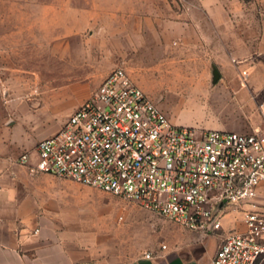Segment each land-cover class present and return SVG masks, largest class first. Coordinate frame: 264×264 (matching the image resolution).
I'll return each mask as SVG.
<instances>
[{
	"label": "rangeland",
	"instance_id": "374dc122",
	"mask_svg": "<svg viewBox=\"0 0 264 264\" xmlns=\"http://www.w3.org/2000/svg\"><path fill=\"white\" fill-rule=\"evenodd\" d=\"M204 1L224 9L219 39L210 25L205 38L196 34L206 18L202 0H0V179L16 180L31 215L50 219L93 264H118L177 244L186 229L69 179L17 174L19 157L33 154L118 67L171 123L251 132L263 119L255 113L260 102L244 100L245 85L251 67L261 65L264 14L257 0ZM171 20L194 25L178 33ZM221 42L237 50L252 45V53L231 57L225 50L224 63H216L212 55L224 51L214 46Z\"/></svg>",
	"mask_w": 264,
	"mask_h": 264
},
{
	"label": "built area",
	"instance_id": "2783aa9c",
	"mask_svg": "<svg viewBox=\"0 0 264 264\" xmlns=\"http://www.w3.org/2000/svg\"><path fill=\"white\" fill-rule=\"evenodd\" d=\"M19 163L28 176L96 188L186 230L221 232L210 264L264 263V121L249 133L176 125L118 67Z\"/></svg>",
	"mask_w": 264,
	"mask_h": 264
},
{
	"label": "crops",
	"instance_id": "0c3cea01",
	"mask_svg": "<svg viewBox=\"0 0 264 264\" xmlns=\"http://www.w3.org/2000/svg\"><path fill=\"white\" fill-rule=\"evenodd\" d=\"M257 2L264 14V0ZM200 4L204 7L206 18L198 21L196 34L205 38L207 36L205 27L210 25L213 34L219 39L225 33L222 29L224 22L222 5L204 0ZM193 25L194 23L181 20L170 22V26L178 33H184L187 26ZM187 30L189 31V28ZM225 45L221 42L218 46H214V50L220 51L223 48L224 51V54L218 52L212 55L216 63H224L225 58L228 57L225 50L231 57H242L252 53V45H245L244 50ZM259 52L262 54L261 65L251 67L252 75L246 80L244 95V100L260 102L259 110L257 109L255 113L261 111L262 114L258 115L263 120H257L252 125L253 128L260 126L264 121V51ZM236 82L234 81L233 84L236 85ZM16 173H23L27 178L37 176H28L24 167ZM15 184L17 183L14 179H0V264H93L84 253L78 251L75 241L64 240L60 229L50 219L31 215L26 206V199L17 192ZM259 201L264 207V184L259 188ZM228 227L229 225L225 224V228ZM185 231L184 238L179 243H169L164 249L146 252L151 254V258H146L144 253L118 264H210L219 244L221 232L210 236Z\"/></svg>",
	"mask_w": 264,
	"mask_h": 264
},
{
	"label": "water",
	"instance_id": "95a60500",
	"mask_svg": "<svg viewBox=\"0 0 264 264\" xmlns=\"http://www.w3.org/2000/svg\"><path fill=\"white\" fill-rule=\"evenodd\" d=\"M219 77H220L219 72L216 69H214L213 70V82L217 81Z\"/></svg>",
	"mask_w": 264,
	"mask_h": 264
}]
</instances>
